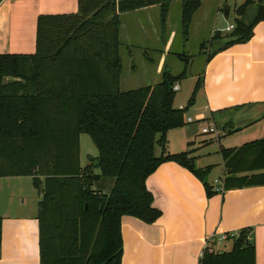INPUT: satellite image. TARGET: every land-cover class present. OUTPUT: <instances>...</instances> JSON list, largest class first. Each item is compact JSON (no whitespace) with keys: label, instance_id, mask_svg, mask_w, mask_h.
Listing matches in <instances>:
<instances>
[{"label":"trees","instance_id":"1","mask_svg":"<svg viewBox=\"0 0 264 264\" xmlns=\"http://www.w3.org/2000/svg\"><path fill=\"white\" fill-rule=\"evenodd\" d=\"M172 1L78 0L75 13L38 16L34 53L0 54V176L29 175L41 195L40 264H121L120 219L132 215L152 223L159 218L146 179L164 161L187 168L207 195L219 192L205 181L210 167H197L189 150L165 149L168 130L185 125L184 113L202 78L181 109L173 104L172 87L184 72L173 75L167 69L153 85L119 88L117 11L160 3L164 23ZM180 2L186 36L200 0ZM251 2L255 13L247 18ZM235 15L232 30L217 33L224 42L208 58L252 36L254 25L264 20V0H244ZM82 133L98 152L84 167ZM221 153L220 191L264 184V137ZM249 232L227 234L229 250L205 247L199 264H257Z\"/></svg>","mask_w":264,"mask_h":264},{"label":"crops","instance_id":"2","mask_svg":"<svg viewBox=\"0 0 264 264\" xmlns=\"http://www.w3.org/2000/svg\"><path fill=\"white\" fill-rule=\"evenodd\" d=\"M205 1L200 0L183 41H203L215 31L225 34L232 30H226L227 26L233 25L226 23L230 8L227 16L223 10L222 15H218L220 0H210L215 4L212 24L202 37L203 25L211 13V8L205 7ZM77 9L78 0H1L0 54L34 53L38 16L75 13ZM117 13L121 72L126 62L134 63L137 53L146 78L149 80L147 71L152 70L154 74V82L141 86L157 83L159 75L167 70L162 66L165 52L172 48L179 34L178 29L183 32L181 17L179 27L176 24V15L181 14L180 0L169 4L164 23L161 22L160 3ZM252 31L247 41L223 48L210 58L207 56L199 73H191L188 78L184 74L182 79L191 78L193 81L190 92L197 77L202 78L201 87L190 105L193 121L187 122L189 115H185V125L170 129L166 134V152L189 150L197 167H210L205 181L212 186H215V179L225 177L222 149L237 148L264 137V20L257 22ZM133 41L144 42L138 44ZM159 42L162 43L161 50L156 48ZM149 49L160 55L155 67H152L155 59L145 57ZM175 54L179 55V61L186 63L188 60V55L184 53ZM145 59L151 65H146ZM184 69L177 68L173 74V69L168 68L173 75L185 73ZM129 70L130 74L133 73L135 66L129 65ZM175 84L179 85L177 91H180V80ZM186 102L177 103L174 98L173 104L184 107ZM210 123L221 124L224 128L222 134L204 135L206 133L201 132V127ZM215 137L218 141L215 154L221 157L219 163L211 162L213 152L207 149ZM228 137L233 138L230 141L234 144L223 145L221 142ZM156 153H160L159 147H156ZM79 158L81 167H84L80 144ZM216 167H220L222 175L213 177L212 171ZM108 185L106 183V189ZM146 186L161 215L152 223L132 215L121 217V264H199L205 247L215 249L219 245H228L231 248L232 239L218 243L215 238H209L211 234L238 233L241 229H249L255 261L264 264V184L233 187L207 195L202 182L187 168L173 161H164L147 177ZM40 199L31 176H0V264H40L37 217Z\"/></svg>","mask_w":264,"mask_h":264},{"label":"rangeland","instance_id":"3","mask_svg":"<svg viewBox=\"0 0 264 264\" xmlns=\"http://www.w3.org/2000/svg\"><path fill=\"white\" fill-rule=\"evenodd\" d=\"M207 1V2H206ZM206 6L205 7H209L211 8L210 11V16L207 19L206 23L203 25L202 28V37L203 35H205L207 33V31L211 28V21H212V17L214 14V10H213V6L215 5L214 3H211L210 0H206ZM209 1V2H208ZM223 0H220V6L218 8V15H222V11L223 8ZM244 1L243 0H228L227 3L230 5V15L228 16V18H226V23H234V16H235V9L236 7H238L240 4H242ZM255 7L256 5L254 3H249L248 8H247V14L246 17L250 18L254 13H255ZM180 17L181 14L179 13L178 16L176 15V18H178V20H176V24H180ZM220 17V16H219ZM172 22H174V18L172 19ZM218 24V22H217ZM218 25L215 27L217 28ZM179 34L177 35V38L172 46V48L165 52V58L164 61L162 62V66H164L165 68H170L172 70V73L174 74V72L177 70V68H184L185 67V76L186 78H188L189 74L191 73H196V72H200L205 59L207 58L208 55H210L215 49H217L219 46H221L224 42V39L219 35H217V33H223V32H218L215 31L212 33V36H215V38L213 40L210 41L211 37L209 38H205L202 39L203 41H197V40H193V39H189V41H183L185 35H183L181 32V30L178 29ZM134 43H138L140 44L141 42L144 41H133ZM154 47V46H153ZM151 46V48H153ZM156 48H158L159 50L163 49L162 47V43L159 42V46H157ZM139 49V48H138ZM183 54L186 56L188 55V60L186 61V63L184 62V60H180L179 61V55L175 54ZM139 54L135 53L134 57H135V61L132 64H129L130 66H135V71L131 74L129 73V65L127 64V62L125 63L124 68L122 69L121 72V81H120V86L119 88L121 90H128L129 89H135L140 87L142 84L144 83H148V82H154L152 79L153 71L149 70L147 71L148 76H149V80L148 77L146 78V73L142 72V68L140 65V61L138 60L139 58ZM160 55H158V52H156L155 50H151L149 49L146 54L145 57L146 58H152L155 59V63L152 65V67H155L157 62V58H159ZM193 59V60H192ZM139 61V62H138ZM145 64L146 65H151L149 63V61L147 59H145ZM148 62V63H147ZM187 64V67H186ZM146 68H148V66H146ZM128 69V70H127ZM129 71V72H128ZM174 71V72H173ZM161 80V76L159 75V79H157V82ZM156 82V81H155ZM192 79H181L180 80V91H176L175 92V100L177 103L181 102H186L187 98L190 97V91L191 90V86H192ZM187 103V102H186ZM185 103V104H186ZM192 107L189 106V109L185 111L184 115H189V116H194L192 114ZM216 119H218V117H216ZM215 125L217 126L219 132H218V136L222 134V132L224 131V128L221 126V124L219 123H215ZM201 127V125H200ZM199 127V128H200ZM206 136L210 135V136H215L214 134H204ZM232 137H228L226 138L223 142H221L223 145H230V144H234L232 143ZM79 144H80V156H81V162L82 165L85 166L88 164L89 160L91 157H95L97 155V148L94 145L93 141L91 140L90 136L86 133H82L80 135V140H79ZM207 149L212 150L211 152H213L211 154V162H217L219 163L221 161V157L220 155H216L215 152L218 149V141L217 138L215 137L212 141L211 146H209ZM215 154V155H214ZM222 172L220 170V167H216L213 171H212V176L213 177H218L221 176ZM230 247H228V245H219L217 248H215L214 250H229Z\"/></svg>","mask_w":264,"mask_h":264},{"label":"built area","instance_id":"4","mask_svg":"<svg viewBox=\"0 0 264 264\" xmlns=\"http://www.w3.org/2000/svg\"><path fill=\"white\" fill-rule=\"evenodd\" d=\"M233 28V25H229L226 27V30H230ZM179 89V85L178 84H174L173 87H172V90L175 92ZM178 108H183L182 106L178 107ZM186 121L187 122H192L193 119L190 117V116H187L186 117ZM201 132L202 133H206V134H214L215 136H218V128L217 126L214 124V123H210V124H206L205 126H202L201 127ZM215 182V186L214 188L218 191L222 190L223 187H222V179H215L214 180ZM227 234L230 236V237H234L237 235V233H219V234H211L209 236V238H215V240L218 242V243H221L223 240L227 239ZM202 254V253H201Z\"/></svg>","mask_w":264,"mask_h":264},{"label":"water","instance_id":"5","mask_svg":"<svg viewBox=\"0 0 264 264\" xmlns=\"http://www.w3.org/2000/svg\"><path fill=\"white\" fill-rule=\"evenodd\" d=\"M227 1L228 0H223V11H224V13H225V15L227 16V14H228V12H229V8H230V6H229V4L227 3Z\"/></svg>","mask_w":264,"mask_h":264}]
</instances>
